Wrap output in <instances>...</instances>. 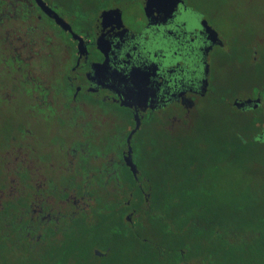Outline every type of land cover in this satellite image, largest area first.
<instances>
[{
  "label": "flooded vegetation",
  "instance_id": "obj_1",
  "mask_svg": "<svg viewBox=\"0 0 264 264\" xmlns=\"http://www.w3.org/2000/svg\"><path fill=\"white\" fill-rule=\"evenodd\" d=\"M210 6L0 0V264H204L172 231L190 218L153 200L169 185L162 158L198 129L225 67L264 77V24L231 41Z\"/></svg>",
  "mask_w": 264,
  "mask_h": 264
},
{
  "label": "trees",
  "instance_id": "obj_2",
  "mask_svg": "<svg viewBox=\"0 0 264 264\" xmlns=\"http://www.w3.org/2000/svg\"><path fill=\"white\" fill-rule=\"evenodd\" d=\"M253 126L244 141L238 135L218 137L217 141L211 132L187 133L185 140L170 143L169 158H162L169 185L154 191L153 200L175 202L160 205L165 210L161 215L190 218L172 222V231L185 233L188 253L207 259L204 264H264V192H235L231 198L223 193L225 203L215 193L226 171L235 167L238 158L247 156L245 150L259 149L264 143V137H258L264 125L254 122Z\"/></svg>",
  "mask_w": 264,
  "mask_h": 264
},
{
  "label": "rangeland",
  "instance_id": "obj_3",
  "mask_svg": "<svg viewBox=\"0 0 264 264\" xmlns=\"http://www.w3.org/2000/svg\"><path fill=\"white\" fill-rule=\"evenodd\" d=\"M205 2L209 6L217 8V22L215 24L220 32L227 33L226 35L231 41L246 43L251 35L250 32L254 31V27L257 29L256 31H260L262 23L264 24V0H205ZM245 15H249L252 19L248 24L249 26L247 21H243ZM242 21L246 26L238 30L234 24L242 23ZM258 40V37H253L250 51L254 49L261 54L263 45ZM234 46L237 50L239 43L235 42ZM232 59L236 60V58ZM242 60L243 58L240 61ZM249 64V61L243 65L232 63L225 67L222 73H219L220 83L215 88L219 92L215 96L216 103L211 104L210 99L203 101L201 122L195 134L200 136L204 132H211L214 135L210 137L217 141L220 139L218 137L232 138L234 135L235 137L238 135L244 141L248 139V134L250 135L251 131L254 130V122L264 125V105L249 112H239L228 105L231 100L238 97L247 96L264 99V90L262 89L264 77L259 74L257 68L250 69ZM252 119L253 123H250ZM260 147L259 149L249 147L245 150L247 156L242 157L245 159H235V167L227 170L224 177L220 178L215 189L216 195L221 198L223 193H226V196L231 198L230 195H234L235 192L238 195L244 191L256 189L264 192V143ZM232 161H234V157L231 158ZM262 198L264 199V196ZM221 199L224 203L227 201ZM197 258L199 260L201 258L200 262L202 263L207 260L202 259V256ZM211 264L214 263L211 262Z\"/></svg>",
  "mask_w": 264,
  "mask_h": 264
},
{
  "label": "water",
  "instance_id": "obj_4",
  "mask_svg": "<svg viewBox=\"0 0 264 264\" xmlns=\"http://www.w3.org/2000/svg\"><path fill=\"white\" fill-rule=\"evenodd\" d=\"M136 128H137V125H136L135 129H136ZM135 129H134V130H135ZM128 160H129L130 164L132 165V168L135 169V166H134V164L132 163L130 156H129Z\"/></svg>",
  "mask_w": 264,
  "mask_h": 264
}]
</instances>
